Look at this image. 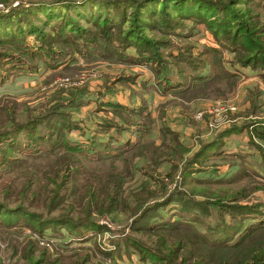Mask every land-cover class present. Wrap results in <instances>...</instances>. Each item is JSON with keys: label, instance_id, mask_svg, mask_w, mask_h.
I'll list each match as a JSON object with an SVG mask.
<instances>
[{"label": "rangeland", "instance_id": "obj_1", "mask_svg": "<svg viewBox=\"0 0 264 264\" xmlns=\"http://www.w3.org/2000/svg\"><path fill=\"white\" fill-rule=\"evenodd\" d=\"M0 10V264L239 259L193 251L264 219V0Z\"/></svg>", "mask_w": 264, "mask_h": 264}, {"label": "trees", "instance_id": "obj_2", "mask_svg": "<svg viewBox=\"0 0 264 264\" xmlns=\"http://www.w3.org/2000/svg\"><path fill=\"white\" fill-rule=\"evenodd\" d=\"M32 3H34L35 6H37V8H40L42 6V3L40 2L38 3V1L36 2L34 1ZM31 15L33 16V14ZM9 17H16L15 18L16 21H12V20L9 21L8 20ZM22 17H26V19L28 18V16L26 14H22V12H18L15 15L14 10L9 11V13L0 12V26L1 27L4 26L5 28L10 29V34H13V33L21 34L20 27L18 25L20 23L27 25L29 29L34 27L31 21H27L25 18H22ZM33 17L36 19L35 21H37L39 24L43 23V18L37 17V16H33ZM57 31L59 32V28L56 29V32ZM96 142L102 144L105 141H101L97 139ZM81 145L84 146V144H78L77 145L78 148H75V149L80 150ZM66 146L70 147L72 145H66ZM116 196H117V192L113 193L112 195L111 193H107V195L103 197L106 199L107 204H111V202H113L116 199ZM58 216H61V215H58ZM86 216H90V215L86 213L84 217ZM66 217L67 216L65 217L61 216V217H58L57 220H59V222H61L63 225L68 226L71 220ZM51 218L46 219L44 221L47 224H52L54 221H57ZM89 220H90L89 217L85 218V221H88V223H89ZM175 220H181L183 223H188L190 225L192 224V222H190L189 219H186L185 217H182V216L177 217ZM263 222H264V219L262 220L261 219H251L248 221V224L245 225L243 224V221H241V223L238 225V228L235 230L232 238L230 239H224V237H222V239L212 238L211 240H208V242L203 241L206 244H203L201 241L199 243L201 247L198 249L195 248V251H193L194 252L193 254L196 257H201L204 254L208 255L209 252L212 254H235L236 256L239 254L241 255V257L239 259L237 258L236 260H234V262L226 258H223L221 259L219 264H264V236L262 239H259L254 235L255 232L258 230V228L264 226ZM89 224L97 225L96 223H89ZM163 226L166 227V224ZM224 227L225 226H222L221 229H225ZM195 232H198V231H195ZM223 232H226V230H224ZM207 248H210V249H207ZM184 258L188 260V257H184Z\"/></svg>", "mask_w": 264, "mask_h": 264}]
</instances>
